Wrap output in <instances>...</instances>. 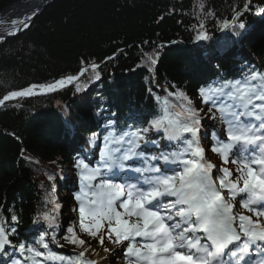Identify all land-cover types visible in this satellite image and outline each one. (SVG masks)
I'll list each match as a JSON object with an SVG mask.
<instances>
[{
    "label": "trees",
    "instance_id": "1",
    "mask_svg": "<svg viewBox=\"0 0 264 264\" xmlns=\"http://www.w3.org/2000/svg\"><path fill=\"white\" fill-rule=\"evenodd\" d=\"M13 1L0 0V10ZM245 3L54 0L28 29L0 43V98L33 84L77 75L92 63L99 65L101 76L79 93L69 85L0 106V209L7 226L16 228L10 236L13 244L38 247L39 232L50 235L60 230L67 234L66 229L74 225L86 243L95 241L79 232V213L73 205L76 190L61 174L69 171L79 186L76 160L96 162L104 146L103 136L109 131L119 134L129 125L147 127L160 114L157 96L182 91L192 107L203 110L202 128H220L219 119L209 118L210 104L203 102L199 89L238 79L253 68L264 71V17L254 14L264 7V0H251V11L240 18L247 27L243 39L238 40L231 29L221 28ZM201 22L210 39L197 42L194 26ZM148 55L157 59L154 66L147 61ZM91 75L89 69L80 79L87 82ZM73 130L81 134L80 142L73 140ZM93 133L99 137L94 144L89 142ZM148 138L160 141L152 131ZM158 144L159 149L142 145L141 150L146 155L160 149L177 150L168 143ZM80 147L87 153L92 150L93 157L87 155L91 157L87 159ZM49 175L55 179L49 180ZM45 213L56 217L58 228L49 227ZM13 214L18 217L15 224ZM108 245L113 251L104 254L110 256L115 245ZM28 255L26 252L23 257Z\"/></svg>",
    "mask_w": 264,
    "mask_h": 264
},
{
    "label": "snow or ice",
    "instance_id": "2",
    "mask_svg": "<svg viewBox=\"0 0 264 264\" xmlns=\"http://www.w3.org/2000/svg\"><path fill=\"white\" fill-rule=\"evenodd\" d=\"M250 4L251 0H246L242 11H235L230 21L221 24L238 40L247 31L240 18L251 11ZM200 8L203 10V3ZM254 14L264 17V7ZM31 19L12 20L14 30L7 34L28 28ZM194 27L198 29L195 41L210 39L203 22ZM147 61L152 66L157 63L153 55H148ZM89 69L92 75L87 82L81 81ZM98 69L99 65L92 63L77 75L9 92L0 98V106L11 99L51 93L68 85H74L77 93L85 91L89 83L101 78ZM199 93L203 102L210 104L209 118L224 125L223 136L215 129L203 136L211 140V152L220 156L223 164L236 165L234 170L217 168L206 158L201 144L203 110L192 107L191 100L179 90L156 97L160 114L147 127L129 125L119 134L115 130L105 134L95 165L86 158L74 164L80 185L74 194L79 232L96 240L105 252L109 251L104 247L106 240L117 246L127 242L125 264H264V71L253 68L238 79L202 87ZM150 131L163 133L161 138L176 142L178 149L146 155L142 145L160 148L156 140L148 138ZM98 138L93 133L89 142L94 144ZM48 179L55 177L49 175ZM238 197L240 208L251 215L236 210ZM43 218L49 227H59L55 216L45 213ZM11 221L17 223L18 217L11 215ZM7 224L0 209V253L6 247L22 256L27 252L30 255L25 261L31 264H98L87 256L90 250L97 253L90 244L86 246L75 225L66 229L62 239L83 250L65 256L53 251L45 236L36 241L38 247L13 244L10 236L16 228ZM51 243L64 246L55 232ZM12 264L22 261L14 259Z\"/></svg>",
    "mask_w": 264,
    "mask_h": 264
},
{
    "label": "water",
    "instance_id": "3",
    "mask_svg": "<svg viewBox=\"0 0 264 264\" xmlns=\"http://www.w3.org/2000/svg\"><path fill=\"white\" fill-rule=\"evenodd\" d=\"M53 1L54 0H14L11 4L0 10V36L3 37V40H6L22 33L30 27L35 17ZM28 16H32L28 28L25 29L21 27L15 35L7 34L9 31L14 30L11 24L12 20H26Z\"/></svg>",
    "mask_w": 264,
    "mask_h": 264
},
{
    "label": "rangeland",
    "instance_id": "4",
    "mask_svg": "<svg viewBox=\"0 0 264 264\" xmlns=\"http://www.w3.org/2000/svg\"><path fill=\"white\" fill-rule=\"evenodd\" d=\"M205 148V153L208 151V149L206 148V147H204ZM64 173H65V171H64ZM216 172H215V170L213 171V176L215 177V174ZM63 175V174H62ZM78 205V204H77ZM57 238V237H56ZM47 239H50L51 240V236H49V237H47ZM59 242H60V244H63L64 246L63 247H60V248H56V250H60L61 252H69V245L62 239V235H60L59 236V238L57 239ZM96 242V240L93 242H91L92 243V248L93 249H95V253H97L96 255H93L92 254V252H91V250L89 251V253H87V256L88 257H102L103 258V260H104V263L105 264H119V260L122 258H124L123 257V250H124V247L126 246V244H127V242H125V244L123 245V246H121V247H119L117 250H116V248H115V250H116V252H114V254L113 255H111L110 254V256H108V257H105V256H103L100 252H99V250H101V251H104V248L103 247H101L99 244H97V243H95ZM108 246H110V245H108V242H107V240L105 241V245H104V247H107L110 251H113V249H111V248H109ZM52 250H54V249H52ZM83 250V249H82ZM112 253V252H111ZM76 254L75 253H71V254H67V256H75ZM9 257V256H8ZM10 259V258H9ZM20 260V261H22V259H21V257L20 256H15L14 258H12V260L10 259V261L12 262L13 260ZM22 264H26V263H24L23 261H22Z\"/></svg>",
    "mask_w": 264,
    "mask_h": 264
},
{
    "label": "bare ground",
    "instance_id": "5",
    "mask_svg": "<svg viewBox=\"0 0 264 264\" xmlns=\"http://www.w3.org/2000/svg\"><path fill=\"white\" fill-rule=\"evenodd\" d=\"M81 139V137H80ZM96 261H98V264H105L102 257H96Z\"/></svg>",
    "mask_w": 264,
    "mask_h": 264
}]
</instances>
